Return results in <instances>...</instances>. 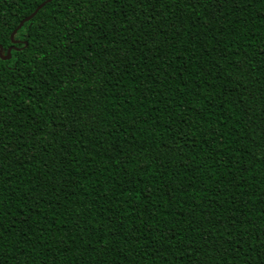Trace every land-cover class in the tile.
<instances>
[{
  "label": "trees",
  "instance_id": "1",
  "mask_svg": "<svg viewBox=\"0 0 264 264\" xmlns=\"http://www.w3.org/2000/svg\"><path fill=\"white\" fill-rule=\"evenodd\" d=\"M34 2L0 0L5 49L53 100L0 133L8 264H190L208 241L209 264H264V0H98L80 39L49 22L38 72L20 49L43 41L16 40L67 10L8 38Z\"/></svg>",
  "mask_w": 264,
  "mask_h": 264
},
{
  "label": "snow or ice",
  "instance_id": "2",
  "mask_svg": "<svg viewBox=\"0 0 264 264\" xmlns=\"http://www.w3.org/2000/svg\"><path fill=\"white\" fill-rule=\"evenodd\" d=\"M97 2L98 0H59L57 7H60L62 4L63 9L67 10V13L61 11L56 14V16L49 14L46 17H42V24L36 29L39 33L38 36L33 35L31 29H29L28 31H25L18 40H16V45L28 43L32 40L43 41V43H37L35 47L29 44L28 48L20 49V51L32 52L33 58L31 62L36 65V72L39 71L40 67L47 66L49 53L44 51V49L46 47H51L50 39L45 38L46 34H50L49 22H51V30L57 33V35L52 38L60 39L62 35L63 40L71 43L74 38L80 39V37L77 36V33L82 27L88 25V19L85 13L90 6H93ZM113 2L119 3L120 0H113ZM131 2H133V0H125L126 4ZM134 2L143 8L146 2L152 3L155 2V0H134ZM204 2L205 0H185V3L191 7L202 6ZM215 2L222 4L227 2V0H215ZM52 3L53 0H35L33 13L29 14V18L25 20L24 23L31 26L35 16L44 12V10ZM103 3L107 4L108 0H103ZM73 9L75 12H73ZM76 13L85 15V18L82 21L78 20L76 18ZM24 23L19 24L13 32L8 33V38L14 37L15 32L21 31L24 28ZM5 27H7L6 23L0 24V133L3 132V129L6 126V121L10 119V117L6 115L9 110L14 114L22 112L23 110H29L39 114L45 105L53 104L51 97L45 99L42 95L41 89L43 88V85L41 81L44 79L43 75H36L35 72H33L32 75H25L24 71L20 68L22 61L14 57L11 52L5 49L4 45L6 43V37L3 31ZM60 30H62V32ZM13 46L14 45H10L9 47ZM53 51H56V49H53ZM72 67L75 68V62H73ZM239 71L242 75L244 74L243 67H241ZM89 79H91V76H89ZM52 90L57 93L59 92L58 87L53 88ZM42 101L43 103H41ZM87 118L89 120L92 119L90 115ZM184 135L183 132H178L176 134V137L174 138L175 144L172 148L168 149L169 152H180L188 146V141L183 139ZM0 145H3L2 139H0ZM0 192H2V190H0ZM2 205L3 200L2 195H0V214L3 213ZM24 207H27V202L21 206V210H23ZM19 223L27 224V219L21 220ZM5 235L6 233L2 230V225H0V264H8L4 255L3 242L5 240ZM203 246L207 247L209 255L201 260L200 257L203 254L195 252V249H189L188 255L196 256V259L191 260L190 264H209V260L214 259V257L210 256L214 251L211 241L206 242V245ZM152 258L156 261V264H159L155 255ZM17 264H21V262L17 261Z\"/></svg>",
  "mask_w": 264,
  "mask_h": 264
},
{
  "label": "water",
  "instance_id": "3",
  "mask_svg": "<svg viewBox=\"0 0 264 264\" xmlns=\"http://www.w3.org/2000/svg\"><path fill=\"white\" fill-rule=\"evenodd\" d=\"M28 18H29V16L27 18H25L23 21H21L19 24L24 23V21L27 20ZM11 39H13V37ZM8 51L10 52V49Z\"/></svg>",
  "mask_w": 264,
  "mask_h": 264
}]
</instances>
